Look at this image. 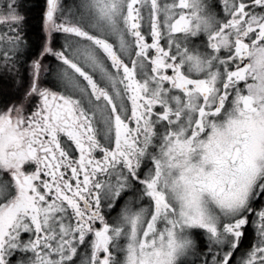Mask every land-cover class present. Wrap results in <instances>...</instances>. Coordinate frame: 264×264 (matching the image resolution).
Instances as JSON below:
<instances>
[{"label":"snow or ice","instance_id":"6c2138e0","mask_svg":"<svg viewBox=\"0 0 264 264\" xmlns=\"http://www.w3.org/2000/svg\"><path fill=\"white\" fill-rule=\"evenodd\" d=\"M0 264H264V0H0Z\"/></svg>","mask_w":264,"mask_h":264},{"label":"flooded vegetation","instance_id":"af4514ba","mask_svg":"<svg viewBox=\"0 0 264 264\" xmlns=\"http://www.w3.org/2000/svg\"><path fill=\"white\" fill-rule=\"evenodd\" d=\"M31 16H33L36 19V23H37V25L33 27V31H32L33 33H35V32H38V30H39V19H38V16L36 15L35 10L31 14Z\"/></svg>","mask_w":264,"mask_h":264},{"label":"trees","instance_id":"16d2710c","mask_svg":"<svg viewBox=\"0 0 264 264\" xmlns=\"http://www.w3.org/2000/svg\"><path fill=\"white\" fill-rule=\"evenodd\" d=\"M29 23L31 25V30L33 31V27L37 25L36 19L33 16H31L30 20H29Z\"/></svg>","mask_w":264,"mask_h":264}]
</instances>
